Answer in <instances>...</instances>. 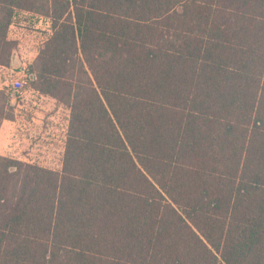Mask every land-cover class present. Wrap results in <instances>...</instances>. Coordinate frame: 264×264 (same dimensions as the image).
Masks as SVG:
<instances>
[{
	"label": "trees",
	"instance_id": "16d2710c",
	"mask_svg": "<svg viewBox=\"0 0 264 264\" xmlns=\"http://www.w3.org/2000/svg\"><path fill=\"white\" fill-rule=\"evenodd\" d=\"M22 13L70 114L60 170L0 155V264H264V0H0V66Z\"/></svg>",
	"mask_w": 264,
	"mask_h": 264
},
{
	"label": "rangeland",
	"instance_id": "374dc122",
	"mask_svg": "<svg viewBox=\"0 0 264 264\" xmlns=\"http://www.w3.org/2000/svg\"><path fill=\"white\" fill-rule=\"evenodd\" d=\"M50 34L42 18L22 13L9 29L16 42L10 66H0V89L12 94L14 120L0 128V155L42 167L60 170L69 123V109L32 88L30 67ZM11 80L20 89L14 92Z\"/></svg>",
	"mask_w": 264,
	"mask_h": 264
},
{
	"label": "built area",
	"instance_id": "2783aa9c",
	"mask_svg": "<svg viewBox=\"0 0 264 264\" xmlns=\"http://www.w3.org/2000/svg\"><path fill=\"white\" fill-rule=\"evenodd\" d=\"M2 67H5V66H2ZM11 85H12V87H13V91L14 92H19V89H20V86H19V84H18V82H17V80H11ZM2 90H4V89H2ZM6 91V90H5ZM6 93L10 96V102H11V104L13 105V98H12V94H10V92L7 90L6 91ZM39 93V92H38ZM40 94V93H39Z\"/></svg>",
	"mask_w": 264,
	"mask_h": 264
},
{
	"label": "crops",
	"instance_id": "0c3cea01",
	"mask_svg": "<svg viewBox=\"0 0 264 264\" xmlns=\"http://www.w3.org/2000/svg\"><path fill=\"white\" fill-rule=\"evenodd\" d=\"M4 123H5V122H4ZM4 123H3V124H4Z\"/></svg>",
	"mask_w": 264,
	"mask_h": 264
}]
</instances>
